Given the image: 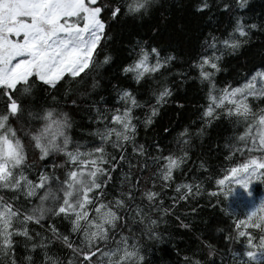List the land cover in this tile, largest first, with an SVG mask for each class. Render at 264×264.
<instances>
[{"label": "snow or ice", "instance_id": "snow-or-ice-1", "mask_svg": "<svg viewBox=\"0 0 264 264\" xmlns=\"http://www.w3.org/2000/svg\"><path fill=\"white\" fill-rule=\"evenodd\" d=\"M155 3L156 0H125L123 7L126 15L139 16L141 13L147 15ZM234 3L237 9L243 10L248 0H234ZM209 7L210 0H201L195 5V10L201 12ZM222 8L231 12L232 5L225 2ZM105 11L110 18L115 19L121 12V5L114 0H0V101L3 102V109L0 110V264H18L15 248L19 242L16 236L24 238L26 252L29 249H42V264H48L49 261L58 264L47 252L51 240L36 232L37 240L28 225L29 222L40 224L46 217L61 214L70 224V232L80 239V244H75L69 235L60 233L49 222L52 238L61 240L73 253L68 264H138L143 259L138 244L135 239L129 243V238L122 234L123 230L127 228L132 231L129 221L135 222L139 217L144 226L142 234L149 235V238L157 237L155 226L163 221L152 218L149 212H159L162 217L171 210L162 207L163 201L156 203L160 192L152 188L141 191L142 175L133 176L132 169L138 167L143 173L145 169L155 167L151 181L153 188L157 179L163 182L162 188L169 187L173 170L178 169L187 156L183 145L188 144L185 138L188 129L179 133V138H184L179 140L183 155L169 153L165 156L160 145L155 146L157 155H147L145 146L136 142L137 125L133 123L134 119H138L134 117L133 109L142 105L128 89L118 92L119 99L124 103L122 109H105L101 112L95 104L92 105L96 108L95 121L101 125L94 132L100 143L87 151H81L78 143L69 148L71 141L65 129L70 128L71 123L67 112L60 111L58 116H54L55 109H46L43 115L46 123L41 130L30 133L29 138L34 149L38 150L40 161L53 153H62L66 157L59 165H52L54 168L68 165L65 178L60 180L55 173L40 171L38 180L33 181L24 170L26 165L31 168L27 161V150L10 121L16 119L23 127L19 119L24 110L23 100L34 95L37 82L45 86V92L63 87V95L67 98L74 86L85 81L94 66L99 67L110 61L108 55L99 64L96 60L97 47L105 34L106 21L101 15ZM233 19L234 27L225 37L211 35L210 40H205L207 48L213 52L211 55H201L192 67L198 70L199 79L207 81L209 85L207 99L210 103L202 116L215 119L219 115L215 110L221 108L228 117L235 115L236 123H245V132L239 139L244 141L249 158L231 167L222 179L216 180V184L238 185L251 196L250 185L254 181L264 183V108L253 111L247 103V97L264 96V71L256 70L247 82L230 90L227 87L220 89L218 94H214L216 86L212 78L220 70L217 61L221 56L216 54L218 44L221 45V53L224 50L234 52L249 42L247 38L252 30L264 29L256 22L245 23L242 15L234 14ZM153 57L154 63L150 62ZM173 59L175 57L172 55L161 57L156 47L146 50L140 45L136 58L121 71L131 73L132 79L140 83L146 73L158 72ZM258 78L262 82L259 88L256 87ZM95 86L96 80L93 78L92 87ZM79 95L85 96L87 93L80 92ZM153 95L155 101L149 105L150 112L145 114L143 120L146 127L153 122L159 107L168 102L166 98L172 93L167 85H162ZM52 100H57V97L53 95ZM225 101L232 107H226ZM66 102L77 105L75 98ZM28 115L32 116L33 112L28 110ZM205 123H211V120L206 119ZM253 126L256 127V134H252ZM249 139L250 145L247 142ZM129 144L132 154L147 156V159L138 164L128 160L126 152ZM108 146L115 151L110 153ZM239 150L243 152V148ZM253 152L259 153V156L252 155ZM122 163H127L128 171H124ZM118 167V195L106 203L103 200L106 194L104 189ZM53 179L54 190L51 183ZM193 187L189 183L176 184L174 191L178 195L172 198L173 207L190 195L201 194L199 184L195 185V192ZM181 189L186 191L182 192ZM5 191H11L12 195L5 198ZM137 192L140 193V199L148 202L146 206L149 212L137 202ZM227 192H232L231 187H228ZM21 196L25 199L37 197L39 203L24 209L19 203ZM234 223L235 237L229 234L225 240L246 238V248L241 254L233 253V256L240 259V264H264V197L260 198L258 205H253L243 220L236 219ZM180 226L188 227L183 222ZM249 229L258 231V238ZM110 241L114 244H110ZM205 246L209 249L207 256L213 257L216 249L207 242ZM76 257L80 259H74ZM184 259L186 264H201L199 260L188 256ZM23 260L31 264L33 257L25 254Z\"/></svg>", "mask_w": 264, "mask_h": 264}, {"label": "trees", "instance_id": "trees-1", "mask_svg": "<svg viewBox=\"0 0 264 264\" xmlns=\"http://www.w3.org/2000/svg\"><path fill=\"white\" fill-rule=\"evenodd\" d=\"M114 2L121 5V12L115 19L110 18L107 11L101 14L106 21V27L96 50L98 64L103 61L105 55L110 56V61L107 64H100L99 67L94 66L85 81L74 86L73 92L67 98L63 95V87L58 86L53 91L45 92V86L37 82L38 87L34 90V95L23 100L24 110L19 117L23 127L16 119L10 121L17 129V134L22 137L27 150V161L31 168L26 165L24 170L33 181L38 180L40 171L55 173L60 180L65 178L68 165L55 168L52 165L53 163L59 165L66 157L62 153H53L40 161L38 150L34 149L29 138L30 133L41 130L46 123L43 119L46 109H55L54 116H58L60 111L67 112L71 123V127L65 129L71 141L69 148L75 147L78 143L81 151H87L100 143L98 137L94 135L95 130L101 127L95 121L96 108L101 112L105 109H122L124 103L119 99L118 92L128 89L142 105L133 109L134 117L138 118L134 119L133 123L137 125L136 142L145 146L147 155H157L156 145L161 146L162 154L165 156L169 153L183 155L179 140L184 138H179V133L185 128L188 129L185 137L188 144L183 145L187 156L180 167L173 170V180L169 182V187L162 188L163 182L157 179L153 188L151 181L154 178L152 173L155 167L145 169L143 173H140L138 167L132 169L133 176L142 175L141 191L152 188L160 192L156 203L163 201L162 207L171 209L162 217L159 212H149L146 206L148 202L140 199V193L137 192V202L145 206L144 210L149 212L152 218L163 221L155 226L158 238H149V235L142 234L144 226L139 217L135 222L129 221L132 231H128L127 228L123 230L122 234L129 238V243L135 239L138 244V251L143 257L138 264H186L185 256L199 260L201 264H212L213 261L215 264H222V261L223 264H240V259L234 257L233 253L241 254L245 250L246 238L225 240V236L230 234L231 237H235L234 221L243 220L253 205L259 204L260 198L264 197V183L254 181L250 185L251 196L238 185L216 184V180L222 179L231 167L249 158L244 141L239 139L245 132V123H236L237 117L235 115L228 117L221 108L215 110L219 113L215 119L202 116L210 103L207 99L209 85L207 81L202 82L199 79V72L192 65L201 55L212 54L213 50L207 48L205 44L206 39L210 40L211 35L223 38L233 29L234 14L242 15L245 23L256 22L264 29V0H248L243 10L235 7L234 0L219 2L210 0V7L201 12L195 10V5L201 0H156L147 15L141 13L139 16L125 14L123 7L125 0ZM225 2L232 5L231 12L223 10L222 3ZM247 39L249 42L242 44L234 52L224 50L221 53V45H217L216 54L220 55L221 59L217 61L220 70L216 71L212 78L216 86L214 94H218L220 89L226 87L230 90L240 86L247 82L256 70L264 71V31L252 30ZM140 45L146 50L156 47L161 57L172 55L175 59L156 73H146L141 82L137 83L132 79L131 73L125 74L121 69L136 58ZM150 62H155L154 57ZM93 78L96 80L95 88L92 87ZM162 85H167L172 95L166 98L168 102L159 107L153 122L146 127L143 120L145 114L150 112L149 105L155 101L153 92H158ZM261 86L262 82L258 78L256 87ZM80 92L87 95L80 96ZM53 95L57 100H52ZM73 98L77 99V105L66 102ZM224 103L226 107H232L227 101ZM247 103L253 111L264 108V96H248ZM93 104L96 108H93ZM2 109L3 102L0 101V110ZM28 110L33 112L32 116L28 115ZM206 119H210L211 123H205ZM256 131V127L253 126L252 134H256ZM247 142L251 144L250 139ZM241 148L243 152L239 150ZM107 150L110 153L115 151L110 146ZM115 154L119 156L118 152ZM252 155L259 156V153L253 152ZM126 158L133 164H138L147 159V156L139 157L132 154L129 144ZM121 167L128 171L127 163H122ZM119 178L120 167L112 173V180L104 189L106 193L103 197L104 202L112 201L118 195ZM51 183L54 190L55 179ZM178 183L192 184L193 192L196 190L195 185L199 184L201 194L190 195L173 207L172 198L178 195L174 191ZM228 187H231V193L227 192ZM210 193L217 195L212 196ZM4 195L5 198L10 197L12 192L5 191ZM19 203L24 209H30L38 204L39 200L37 197L25 199L21 196ZM49 222L53 223L60 233L69 235L75 244H80L79 237L70 232V224L63 218V214L46 217L40 224L29 222L28 227L37 240L39 238L36 237V232H39L41 237L51 240L47 246L50 257L56 259L58 264H68L73 253L61 240L52 238V233L48 229ZM181 222L188 227H181ZM249 230L254 231L258 238L260 234L258 231ZM117 231L120 232L119 229ZM15 239L19 242L15 248L18 264H28L23 260L25 254L32 255L31 264H42V249L37 248L34 251L29 249L26 252L23 246L24 238L16 236ZM205 242L216 249L213 257L207 256L209 249ZM110 244L114 242L110 241ZM48 264H51V261Z\"/></svg>", "mask_w": 264, "mask_h": 264}]
</instances>
